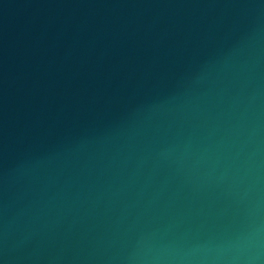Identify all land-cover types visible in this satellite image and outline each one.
<instances>
[{
	"label": "water",
	"instance_id": "1",
	"mask_svg": "<svg viewBox=\"0 0 264 264\" xmlns=\"http://www.w3.org/2000/svg\"><path fill=\"white\" fill-rule=\"evenodd\" d=\"M0 264H264V0H0Z\"/></svg>",
	"mask_w": 264,
	"mask_h": 264
}]
</instances>
